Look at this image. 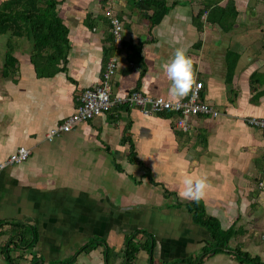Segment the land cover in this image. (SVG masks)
Instances as JSON below:
<instances>
[{
    "label": "crops",
    "instance_id": "0c3cea01",
    "mask_svg": "<svg viewBox=\"0 0 264 264\" xmlns=\"http://www.w3.org/2000/svg\"><path fill=\"white\" fill-rule=\"evenodd\" d=\"M229 1L166 0L156 22L140 0H60L61 53L38 50L32 32L0 35V165L21 147L31 152L0 173V264H127L138 231L133 264H253L236 250L264 264V128L251 124L264 119V0H232L238 16L224 30L208 13ZM104 7L124 23L121 46ZM181 47L219 116L116 105L48 140L102 83L111 57L113 99L139 91L187 100L190 92L169 96L163 68ZM189 174L208 181L199 201L180 195ZM197 202L233 231L226 248L194 221Z\"/></svg>",
    "mask_w": 264,
    "mask_h": 264
},
{
    "label": "trees",
    "instance_id": "16d2710c",
    "mask_svg": "<svg viewBox=\"0 0 264 264\" xmlns=\"http://www.w3.org/2000/svg\"><path fill=\"white\" fill-rule=\"evenodd\" d=\"M59 1L60 0L4 1L0 4V35L12 31L17 36L29 35L30 37V33L32 32V38L33 40H35V44L38 50H41L44 47H51L56 52L61 53L60 42L63 43L65 39L66 30L65 27L60 23L58 14L55 10ZM140 1L143 5L152 8V10L154 11V18L156 19V22L161 21L169 9L166 0ZM203 13L204 12L200 13L196 17V20L199 21V23H201L200 20ZM237 16L238 11L235 6V2L232 0H230L226 4V6H220L216 4L213 9H211L208 13L209 21H211L213 24H219L224 30L233 27V23L235 24ZM114 48L115 47H112L110 50L112 51ZM55 55L57 54L53 52L52 56L54 57ZM232 55L235 56V54L233 53ZM236 62H238V60L235 61L234 66ZM233 71L234 70L232 68V71L229 73V81L233 76ZM190 210L193 212L194 221L197 224L206 227L210 231L220 233L215 238L216 244L219 246L220 249L226 248L227 243L234 235L233 231H223L217 220L215 218L207 216L203 210L202 205L198 202L190 205ZM21 228L22 227L17 225L15 227V230H20ZM138 232L137 236L144 235V232ZM25 233L26 232H23V234ZM137 236L135 233V235H132L130 236V238L127 239V264H133L140 250L138 248V244L135 241ZM88 247L89 246H86L85 248ZM235 252L233 253V255L235 254L238 259H242L245 262L253 264H262L261 260L253 259L251 257L249 258V256L245 255L242 251L236 250Z\"/></svg>",
    "mask_w": 264,
    "mask_h": 264
},
{
    "label": "built area",
    "instance_id": "2783aa9c",
    "mask_svg": "<svg viewBox=\"0 0 264 264\" xmlns=\"http://www.w3.org/2000/svg\"><path fill=\"white\" fill-rule=\"evenodd\" d=\"M102 15L110 21L111 33L115 44L121 46L123 43L124 23L119 16L111 9L107 8L102 11ZM118 62L116 57H111L107 64L105 79L102 83L91 89H87L81 96V105L78 110L70 117L58 125L56 131L48 135V140L53 141L62 133H70L73 131L74 125L86 123L103 113L109 112L116 105H129L138 107L147 113L148 109L152 113H163L165 111H174L178 114L186 116L192 115H210L213 117L219 116V112L201 98L203 82L196 81L190 95L185 101H172L163 97H151L142 94L139 91H134L126 97L113 99L111 90V78L116 73ZM251 124L264 128V119L252 118ZM179 126L184 130H188V125L184 119L179 120ZM30 150L26 147H21L10 158L0 165V173L3 169L10 165H18L25 163L30 157ZM264 186V182L261 183Z\"/></svg>",
    "mask_w": 264,
    "mask_h": 264
},
{
    "label": "clouds",
    "instance_id": "9594fccd",
    "mask_svg": "<svg viewBox=\"0 0 264 264\" xmlns=\"http://www.w3.org/2000/svg\"><path fill=\"white\" fill-rule=\"evenodd\" d=\"M163 68L171 82L169 88L170 97L182 98L193 89V61L184 48H176L173 56L164 63ZM182 184L184 188L180 195L196 201L205 196L208 187L206 178L196 177L192 174L184 176Z\"/></svg>",
    "mask_w": 264,
    "mask_h": 264
},
{
    "label": "rangeland",
    "instance_id": "374dc122",
    "mask_svg": "<svg viewBox=\"0 0 264 264\" xmlns=\"http://www.w3.org/2000/svg\"><path fill=\"white\" fill-rule=\"evenodd\" d=\"M106 8H107V7H104L103 10L106 9ZM103 10H102V11H103ZM196 22L199 23V21H197V20H196ZM1 43H2V40H0V44H1ZM245 246H247V245H245ZM241 248H242V247H241ZM247 250H248V249H247ZM73 251H74V250H73ZM237 253H238V252H237ZM156 264H160V263L156 262Z\"/></svg>",
    "mask_w": 264,
    "mask_h": 264
},
{
    "label": "bare ground",
    "instance_id": "6f19581e",
    "mask_svg": "<svg viewBox=\"0 0 264 264\" xmlns=\"http://www.w3.org/2000/svg\"><path fill=\"white\" fill-rule=\"evenodd\" d=\"M166 198V197H165Z\"/></svg>",
    "mask_w": 264,
    "mask_h": 264
}]
</instances>
